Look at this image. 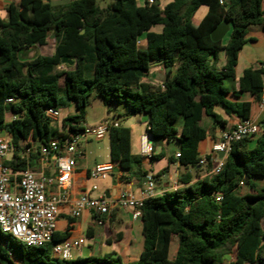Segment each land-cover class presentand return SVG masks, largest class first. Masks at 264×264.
Segmentation results:
<instances>
[{
  "label": "trees",
  "instance_id": "16d2710c",
  "mask_svg": "<svg viewBox=\"0 0 264 264\" xmlns=\"http://www.w3.org/2000/svg\"><path fill=\"white\" fill-rule=\"evenodd\" d=\"M201 6L207 11L194 24ZM6 11L7 17L0 18V131L11 145L6 166L27 170L39 156L38 142L62 141L66 134L82 132L88 98L97 91L105 106L124 104L130 116L145 113L152 145L176 139V161L191 171L180 175L177 189L143 201L142 251L128 264H264V184L258 182L264 178V128L231 145L219 174L190 183L212 167L209 161L203 170L199 165L198 147L207 136L202 117L223 129L227 122L214 112L216 107L244 120L250 118L252 103L241 96L260 99L264 71L249 68L236 79L234 68L247 30L264 29V0H227L223 5L218 0H170L163 7L157 0L151 5L147 0H111L105 7L96 0L56 5L12 0ZM222 21L229 22V31L213 41L211 31ZM142 37L144 48L137 44ZM49 40L54 43L51 55L17 61L19 49ZM220 53L224 65L218 68ZM65 57L73 67L65 64L69 69L57 71ZM152 62L169 68L161 84L145 81ZM60 89L63 101L57 97ZM7 98L12 102L6 104ZM67 104H73L75 114L61 119L60 132L44 111ZM7 112L15 117L8 122ZM107 137L110 162L123 171L140 166L131 153L129 127H112ZM28 138L34 148L26 158L21 153ZM216 194L222 196L219 202ZM173 238L177 249L170 259ZM52 242L29 247L0 230V264H124L112 255L60 260L51 255Z\"/></svg>",
  "mask_w": 264,
  "mask_h": 264
},
{
  "label": "crops",
  "instance_id": "0c3cea01",
  "mask_svg": "<svg viewBox=\"0 0 264 264\" xmlns=\"http://www.w3.org/2000/svg\"><path fill=\"white\" fill-rule=\"evenodd\" d=\"M11 1L0 0V18L5 19L7 17L6 8ZM59 3L61 2L53 5ZM206 11V7H199L193 16L192 22L197 24L205 15ZM151 30L159 31V28L154 27ZM143 38L140 41L141 48L145 47V40ZM245 38L246 43L238 53L237 64L234 68L236 79L242 75L244 70L259 68L264 63V29L260 26H252L248 29ZM246 47L247 50L245 49ZM256 47L262 48V51L254 53L252 50ZM223 65L224 57L220 53L217 66L221 68ZM174 69L175 67L172 68V72ZM168 71L160 62H152L145 81L152 84H161ZM240 99L252 103L250 118L256 122H260L262 117L257 102H254L253 98L247 94H243ZM66 110V116L75 114L73 104L66 108ZM214 112L227 122V128H231L239 122V119L235 116H226L220 107H216ZM66 116H61V119ZM104 121L102 117L94 124L97 126ZM116 122L119 126L130 128L131 153L139 157L140 166L123 171L115 164L114 171L105 180H100L102 183H99V181L93 182L88 178V171L95 164L110 162L108 137L106 136L107 142L105 143L102 142V138L97 140V143L94 145H91L92 143L89 141L80 145L81 154L77 158L71 175L69 189L70 203L60 209L56 229L53 234L54 242L84 237V245L80 249V252H73V259L78 257L112 255L119 257L124 264L135 262L142 251L143 237L141 235V221L140 219L133 220L129 209H121L116 205L118 194L121 191H125L138 197L145 188L146 176L152 175L155 186L150 197H158L180 187L181 185L178 183L180 175L187 171L191 172L190 169L180 166L176 161V154L180 149V143L176 139L169 141L162 140L152 145L153 151L149 158L140 156L139 140L140 136L145 132L147 123V115L145 113L136 116L128 115L124 121L118 120ZM212 122V118L208 116H203L201 119V126L207 131V136L200 142L198 147L200 159L210 154L213 143L220 135V129L216 125H212ZM92 126L94 127L95 125ZM180 127L181 120L176 125L177 130ZM59 131L62 132V130ZM1 133L2 131H0V135H2ZM96 151L102 152V154L99 152V154H96ZM21 155L26 158L30 156V154L25 155L24 153ZM152 156H159V158L158 160H152ZM169 159H172L173 162H170ZM30 163L31 165L28 167V170L32 171L35 175L42 174L46 177H55L57 174L54 154L46 158L38 156L30 161ZM201 168L203 170L204 166H201ZM205 175L206 173L202 172L200 177H193L190 183H194ZM258 182L259 184H264V178ZM93 183L98 187L96 191H90V186ZM83 191H89L91 196L106 197L110 201L109 215L98 217L89 211H84L78 218H72L69 215L70 204ZM99 219L102 221V224H98ZM172 242H175L176 245L172 250L170 244V259L174 258L177 249L176 238H173ZM84 248L87 249V255H83Z\"/></svg>",
  "mask_w": 264,
  "mask_h": 264
},
{
  "label": "built area",
  "instance_id": "2783aa9c",
  "mask_svg": "<svg viewBox=\"0 0 264 264\" xmlns=\"http://www.w3.org/2000/svg\"><path fill=\"white\" fill-rule=\"evenodd\" d=\"M227 0H218L223 5ZM148 4L154 0H147ZM141 40L137 41L140 46ZM65 64L57 67L58 71L64 70ZM264 71V63L260 65ZM12 102L11 98L5 99V103ZM261 113V121L256 122L252 118L239 120L231 128L220 129L219 138L213 143L209 159L206 157L199 160L200 166H206L208 161L211 169L207 175H217L220 173L227 154L234 142L244 137L254 138L264 128V75H262V92L257 102ZM45 117L51 121L60 119L58 108H47L44 111ZM11 112L5 115V121L14 119ZM115 121H104L94 127H84L80 133H69L62 141L51 140L48 144L37 143L38 154L41 158L55 156L56 176L46 177L42 174L35 175L30 170L16 172L5 165L7 156L11 153V145L7 133L0 135V230L4 235L11 236L17 241L29 247H42L52 242V237L56 229L57 218L60 209L70 203L69 189L71 175L73 173L77 158L81 154L80 142H86L90 138L96 140L107 136L110 128L117 127ZM28 145V146H26ZM24 151L30 154L34 148L33 143L28 138L22 143ZM153 146L144 132L139 140V153L143 158L151 157ZM21 153V154H22ZM218 153H222L221 158ZM179 153L176 154V158ZM113 162L95 164L88 171V178L93 181L105 180L115 168ZM154 177L146 176L144 190L138 197L131 193L121 191L116 198V205L121 209H129L133 220L140 219L143 201L150 197L154 189ZM97 185L93 183L90 191H96ZM216 202L222 198L221 194H216ZM84 211H89L98 217L107 216L110 213V201L104 196H91L89 191H83L69 207V215L78 218ZM98 224H102L99 219ZM84 237L76 239H65L60 242H52L51 255L60 260L73 259V252H80L84 245Z\"/></svg>",
  "mask_w": 264,
  "mask_h": 264
},
{
  "label": "rangeland",
  "instance_id": "374dc122",
  "mask_svg": "<svg viewBox=\"0 0 264 264\" xmlns=\"http://www.w3.org/2000/svg\"><path fill=\"white\" fill-rule=\"evenodd\" d=\"M65 0H51V4H55L57 2H64ZM99 5L101 7H105L111 0H96ZM168 0H157V3L159 6L163 7L166 2ZM248 31V30H247ZM248 47V46H247ZM247 47L245 48L247 50ZM39 49V53H41L40 55H50L53 52L54 49V43L52 40H49V43L46 45H42V46H38ZM245 50V51H246ZM254 53L255 52H260L262 51V48L260 47H256L254 50H252ZM73 67V66H72ZM71 68V67H70ZM67 69H69V67L64 66V70L66 71ZM58 71V70H57ZM59 84L62 88L63 86V76L60 77L59 79ZM57 97L60 98V100H64V94L62 89H60L57 93ZM71 104H67V105H62L60 106L59 112H60V119L59 120H54L52 121V126L56 127L58 130H63L61 127V116H66L67 115V110L66 108L70 107ZM130 115L127 108L125 107L124 104H110V105H103L100 97L97 93V91H93L91 93V95L88 98V104L85 110V119L83 121V123H81L82 126L85 127H93L92 125L94 124L96 121H98L99 119H101L102 117L104 118V120L112 122V121H124L126 119V117ZM5 131H2L1 134H4ZM6 134V133H5ZM87 141L91 142V145H94L95 143H97L96 139L94 138H90ZM102 142L105 143L107 142V137L105 136V138L102 139ZM80 144H84V141H81ZM99 151H96V154ZM100 154H102V152H99ZM98 153V154H99ZM10 156H7V159H9ZM99 183H102L101 181H99ZM238 191H241V189H238ZM244 191V190H242ZM176 243L172 242L171 243V248L172 250L174 249ZM83 255H87V249H83Z\"/></svg>",
  "mask_w": 264,
  "mask_h": 264
},
{
  "label": "water",
  "instance_id": "95a60500",
  "mask_svg": "<svg viewBox=\"0 0 264 264\" xmlns=\"http://www.w3.org/2000/svg\"><path fill=\"white\" fill-rule=\"evenodd\" d=\"M229 31V22L228 21H222L220 24H218L212 31H211V39L213 41L221 40ZM83 32V31H82ZM81 32V33H82ZM39 56V49L38 46L33 45L27 48H21L16 52V59L18 62H29L35 60ZM62 64H66L69 66L73 65V62L68 60L67 57L62 59ZM39 67L36 72H39ZM169 70V68H167ZM138 75H141L140 73H137ZM213 120V119H212ZM219 158L223 156L222 153L217 154Z\"/></svg>",
  "mask_w": 264,
  "mask_h": 264
}]
</instances>
